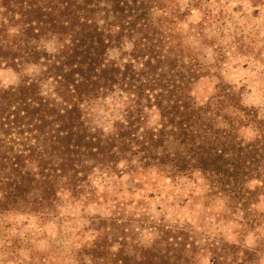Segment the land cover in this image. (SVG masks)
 <instances>
[{
	"label": "trees",
	"instance_id": "1",
	"mask_svg": "<svg viewBox=\"0 0 264 264\" xmlns=\"http://www.w3.org/2000/svg\"><path fill=\"white\" fill-rule=\"evenodd\" d=\"M205 1L218 5L214 22L233 3L253 19L240 50L244 28L264 39V0ZM188 11L179 0H0V66L20 75L0 86V213L44 220L65 201L98 202L111 175L161 192L197 174L210 204L223 197L215 219L238 210L244 226H264V212L252 214L264 193V116L242 103L244 84L219 78L196 100L211 72L184 40ZM96 222L90 242L67 249L76 264H256L264 252L203 223H161L142 242L113 214Z\"/></svg>",
	"mask_w": 264,
	"mask_h": 264
},
{
	"label": "rangeland",
	"instance_id": "2",
	"mask_svg": "<svg viewBox=\"0 0 264 264\" xmlns=\"http://www.w3.org/2000/svg\"><path fill=\"white\" fill-rule=\"evenodd\" d=\"M179 4L189 10L182 26L184 30L191 23L184 40L211 72L195 89L196 100L203 101L211 94L219 78L231 84H244L242 103L256 107L264 116V39L260 31L247 33L244 28L245 38L241 42L244 50L238 48L243 22L252 24L253 19L242 18L235 3L225 7L223 19L217 22L210 15L217 13V4L210 10L205 0H179ZM200 22L203 25H199ZM115 54V50L110 52L112 56ZM19 78L17 71L0 66V86L17 83ZM108 177L100 188L98 202L65 201L44 220L24 212L0 213V264H76L67 253L70 244L81 239L90 242L94 234L90 225L97 223L98 217L111 214L126 223V232L133 229L142 242L156 236L161 223L174 225L179 222L203 223L204 227L208 226L209 236L222 235L246 247L264 246V226H244L240 211L232 212L225 219H215L214 211L224 208L223 197L212 198L210 204L204 197L205 181L197 174L180 178L176 183H165L161 192L153 187L150 189L149 185L143 186L145 191L138 190L126 175ZM113 198L123 202L121 208L112 206ZM253 209L255 213L252 214L262 218L264 193ZM200 234L197 239L202 241L205 233ZM202 261L209 264L206 257ZM256 264H264V252Z\"/></svg>",
	"mask_w": 264,
	"mask_h": 264
}]
</instances>
